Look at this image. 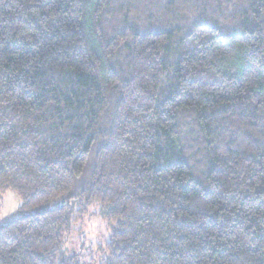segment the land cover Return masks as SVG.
Listing matches in <instances>:
<instances>
[{
    "label": "trees",
    "instance_id": "16d2710c",
    "mask_svg": "<svg viewBox=\"0 0 264 264\" xmlns=\"http://www.w3.org/2000/svg\"><path fill=\"white\" fill-rule=\"evenodd\" d=\"M7 189L0 264H264V0H0Z\"/></svg>",
    "mask_w": 264,
    "mask_h": 264
},
{
    "label": "rangeland",
    "instance_id": "374dc122",
    "mask_svg": "<svg viewBox=\"0 0 264 264\" xmlns=\"http://www.w3.org/2000/svg\"><path fill=\"white\" fill-rule=\"evenodd\" d=\"M91 166V163L87 165L82 182L87 180ZM21 203L20 196L13 189L0 193V225L19 215ZM56 204L54 201L47 207ZM98 211V203L89 205L87 212L75 222L74 230L63 245L66 252L76 254L78 264H101L104 253L100 246L108 240L109 231L107 221L98 215Z\"/></svg>",
    "mask_w": 264,
    "mask_h": 264
}]
</instances>
